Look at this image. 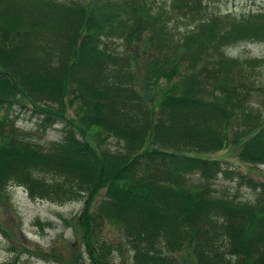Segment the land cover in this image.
<instances>
[{
	"label": "trees",
	"instance_id": "obj_1",
	"mask_svg": "<svg viewBox=\"0 0 264 264\" xmlns=\"http://www.w3.org/2000/svg\"><path fill=\"white\" fill-rule=\"evenodd\" d=\"M204 8L201 0H0V196L14 183L31 198L81 200L67 221L87 264H116L113 245L95 232L104 221L122 231L132 264H264V196L235 199L211 186L219 174L253 189L256 179L204 155L231 143L240 160L264 163V116L246 99L252 85L264 88V57L223 51L264 39V9ZM181 17L191 26L175 30L169 21ZM12 105L42 128L59 123V137L43 148L19 136ZM0 264L27 263L15 254Z\"/></svg>",
	"mask_w": 264,
	"mask_h": 264
},
{
	"label": "rangeland",
	"instance_id": "obj_2",
	"mask_svg": "<svg viewBox=\"0 0 264 264\" xmlns=\"http://www.w3.org/2000/svg\"><path fill=\"white\" fill-rule=\"evenodd\" d=\"M151 1L157 6L162 0H157L158 2ZM165 1L168 2L169 0ZM201 2L205 3L204 10L211 13H229L244 16L249 12L264 9V0H201ZM173 13L171 11L170 15ZM169 22L176 25L175 30H184L191 26V20L188 21L187 18L183 17L178 20L171 19ZM102 40L104 39L102 38ZM110 41L109 45H113V47H118L121 44L118 39H110ZM138 49L139 47L135 48V50ZM223 51L236 58L264 57V39L238 40L225 46ZM140 57V61H143L149 56L146 54ZM258 73L260 76L258 77L259 83L264 86V65L260 66ZM247 87L248 84L245 85V88ZM251 87L252 89L246 99L251 102V107L256 110V115L263 117L264 88L256 91L255 85ZM1 108L4 109L5 106L2 105ZM71 110L69 108L66 111L70 112ZM8 112L14 118V126L19 136L34 144L49 148L59 137V123L42 128L38 125L35 116H32L23 107L18 110V105L9 106ZM103 139L102 145L110 148L116 146L114 138L105 136ZM204 155L222 159L223 166L238 169L241 173L251 176L257 181L256 188L253 189L247 187L244 183L237 185L230 177L219 174L211 184L214 193L227 192L228 197L234 196L235 199L241 200H252L257 197L258 200H261L259 197L264 196V163H250L240 160L235 155V147L231 143L225 144L221 149L204 153ZM2 190L4 193L0 196V261L16 254L27 264H60L55 258H43L32 254L30 250L38 247L51 248L55 252L62 251L65 254L63 256L64 260H69L72 254L81 252L83 260L80 259L79 264H87L79 237L74 232L73 226L67 221L79 210L81 200L55 202L47 199L31 198L24 187L14 183H9ZM95 232L98 239L108 241L115 247H112L110 255L116 264H132L130 252L125 246L123 234L119 227L104 221L96 226ZM117 246L121 250H118ZM192 262L191 259L187 260L188 264H193Z\"/></svg>",
	"mask_w": 264,
	"mask_h": 264
}]
</instances>
